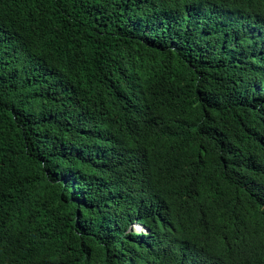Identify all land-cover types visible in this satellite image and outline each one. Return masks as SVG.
Returning <instances> with one entry per match:
<instances>
[{"label":"trees","instance_id":"1","mask_svg":"<svg viewBox=\"0 0 264 264\" xmlns=\"http://www.w3.org/2000/svg\"><path fill=\"white\" fill-rule=\"evenodd\" d=\"M0 264H264V0H0Z\"/></svg>","mask_w":264,"mask_h":264},{"label":"rangeland","instance_id":"2","mask_svg":"<svg viewBox=\"0 0 264 264\" xmlns=\"http://www.w3.org/2000/svg\"><path fill=\"white\" fill-rule=\"evenodd\" d=\"M136 229L143 230V228L142 227H139V226H137Z\"/></svg>","mask_w":264,"mask_h":264},{"label":"clouds","instance_id":"3","mask_svg":"<svg viewBox=\"0 0 264 264\" xmlns=\"http://www.w3.org/2000/svg\"><path fill=\"white\" fill-rule=\"evenodd\" d=\"M139 226V225H138ZM137 227V226H136ZM139 227H142V226H139ZM143 228V227H142ZM144 229V228H143Z\"/></svg>","mask_w":264,"mask_h":264},{"label":"bare ground","instance_id":"4","mask_svg":"<svg viewBox=\"0 0 264 264\" xmlns=\"http://www.w3.org/2000/svg\"><path fill=\"white\" fill-rule=\"evenodd\" d=\"M160 240V239H159Z\"/></svg>","mask_w":264,"mask_h":264}]
</instances>
